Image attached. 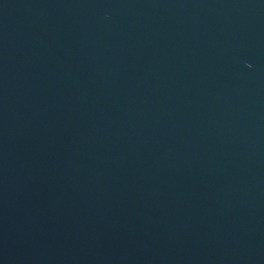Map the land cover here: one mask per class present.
Here are the masks:
<instances>
[{
    "label": "water",
    "instance_id": "water-1",
    "mask_svg": "<svg viewBox=\"0 0 264 264\" xmlns=\"http://www.w3.org/2000/svg\"><path fill=\"white\" fill-rule=\"evenodd\" d=\"M0 264H264V0H0Z\"/></svg>",
    "mask_w": 264,
    "mask_h": 264
}]
</instances>
